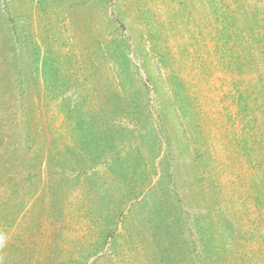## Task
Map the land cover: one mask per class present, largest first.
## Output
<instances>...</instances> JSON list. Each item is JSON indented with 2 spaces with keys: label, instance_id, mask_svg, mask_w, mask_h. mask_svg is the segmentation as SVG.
Returning <instances> with one entry per match:
<instances>
[{
  "label": "rangeland",
  "instance_id": "rangeland-1",
  "mask_svg": "<svg viewBox=\"0 0 264 264\" xmlns=\"http://www.w3.org/2000/svg\"><path fill=\"white\" fill-rule=\"evenodd\" d=\"M0 264H264V0H0Z\"/></svg>",
  "mask_w": 264,
  "mask_h": 264
}]
</instances>
